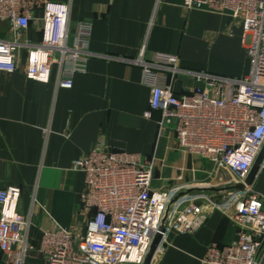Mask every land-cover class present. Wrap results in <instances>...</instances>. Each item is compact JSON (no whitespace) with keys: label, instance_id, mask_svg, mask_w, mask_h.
Listing matches in <instances>:
<instances>
[{"label":"crops","instance_id":"obj_1","mask_svg":"<svg viewBox=\"0 0 264 264\" xmlns=\"http://www.w3.org/2000/svg\"><path fill=\"white\" fill-rule=\"evenodd\" d=\"M70 5V42L76 23H92L89 49L94 55L84 72L74 75L71 88L29 78L26 54L14 71L0 69V190L21 189L18 210L33 211L30 243L38 247L42 232L58 223L75 234L85 232L95 210L85 212L81 195L85 173L77 159L98 145L139 153L154 160L152 187H195L192 194L209 216L196 231H169L151 264H200L211 243L224 246L237 238V228L222 205L231 195L216 191L218 168L199 155L181 150L173 127L162 132L156 111L145 116L152 88L145 84L142 55H176L180 67L195 73L241 78L250 70L247 37L242 22L230 13L189 9L180 0H53ZM42 10L36 16L42 17ZM32 23L27 38L42 39V22ZM7 23L0 35L6 39ZM178 94L202 85L190 73L166 75ZM182 175V180L179 176ZM264 194V147L252 184ZM0 264H6L0 249ZM26 264H48L32 252Z\"/></svg>","mask_w":264,"mask_h":264},{"label":"built area","instance_id":"obj_2","mask_svg":"<svg viewBox=\"0 0 264 264\" xmlns=\"http://www.w3.org/2000/svg\"><path fill=\"white\" fill-rule=\"evenodd\" d=\"M180 1L189 9L204 7L239 19L250 70L241 78L195 73L181 68L176 55H142L135 62L143 66V80L152 88L145 116L158 111L160 131L173 127L181 150L226 168L231 183H245L264 147V0ZM36 10L43 12L40 19ZM38 19L42 39L35 42L25 36ZM5 22L10 38L0 35V69L16 70L25 53L29 78L47 82L55 73L58 88H71L74 75L84 72L94 55L89 49L91 22L76 23L70 42L67 2L0 0V32ZM167 73L193 74L202 85L178 95L167 85ZM74 168L85 173L81 207L95 210L83 234L55 223L34 247L33 211L24 214L17 206L20 187L0 190V249L6 264H26L32 252L44 255L48 264H145L159 233L194 232L209 216L192 193L168 210L175 195L191 185L153 189L154 160L139 153L98 145L77 159ZM221 209L236 226L237 238L224 246L211 243L200 264H264V194L246 185L233 190Z\"/></svg>","mask_w":264,"mask_h":264},{"label":"water","instance_id":"obj_3","mask_svg":"<svg viewBox=\"0 0 264 264\" xmlns=\"http://www.w3.org/2000/svg\"><path fill=\"white\" fill-rule=\"evenodd\" d=\"M260 164H261V155L258 157L257 161L255 162L254 166L252 167L245 183H241V184H234L231 183L232 180V175L229 173V171L224 168V167H220L218 169V178L216 180V182L214 183H218L220 182V178H222L221 182H223L225 185H222L220 187H213L215 188L216 191H229V190H236V189H242L244 188L246 185H252L254 182V179L259 171L260 168ZM195 187H187L184 188L182 190H180L175 197L172 199V201L169 204L168 210L170 209V207L172 206V204L177 201L179 198L189 195L192 193V190ZM167 210V212H168ZM160 239H161V233H159L156 238L154 239L153 243L151 244L149 253L147 254L146 260H145V264H151L152 259L154 257V253L156 251V249L158 248V245L160 243Z\"/></svg>","mask_w":264,"mask_h":264},{"label":"rangeland","instance_id":"obj_4","mask_svg":"<svg viewBox=\"0 0 264 264\" xmlns=\"http://www.w3.org/2000/svg\"><path fill=\"white\" fill-rule=\"evenodd\" d=\"M163 231H164V230H163ZM167 233H168V231L165 230V234H161L160 243H161V241H162V238H165V237H166ZM160 243H159V245H160ZM159 245H158V246H159ZM156 251H157V249H156ZM156 251H155V253H156ZM155 253H154V255H155Z\"/></svg>","mask_w":264,"mask_h":264}]
</instances>
